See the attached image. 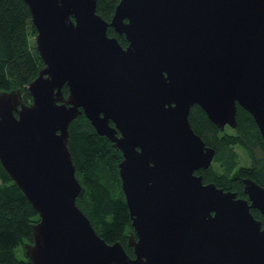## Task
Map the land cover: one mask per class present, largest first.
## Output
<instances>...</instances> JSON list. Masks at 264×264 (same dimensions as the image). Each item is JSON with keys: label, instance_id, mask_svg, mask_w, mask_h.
I'll use <instances>...</instances> for the list:
<instances>
[{"label": "water", "instance_id": "water-1", "mask_svg": "<svg viewBox=\"0 0 264 264\" xmlns=\"http://www.w3.org/2000/svg\"><path fill=\"white\" fill-rule=\"evenodd\" d=\"M23 1L44 67L29 104L19 89L0 91V164L39 217L24 246L31 264H264L249 212L264 218V187L243 180L248 205L204 184L195 173L215 151L188 119L198 105L235 128L239 105L264 141V0H118L110 21L96 0ZM81 114L122 155L133 258L76 206L68 129Z\"/></svg>", "mask_w": 264, "mask_h": 264}, {"label": "trees", "instance_id": "trees-1", "mask_svg": "<svg viewBox=\"0 0 264 264\" xmlns=\"http://www.w3.org/2000/svg\"><path fill=\"white\" fill-rule=\"evenodd\" d=\"M96 12L110 21L118 0H96ZM107 34L121 45L126 43L111 27ZM36 29L23 0H0V91L19 89L25 103L31 102L28 83L44 67L35 45ZM63 95L68 88L62 87ZM194 132L207 147L215 151L207 170L196 172L203 183H213L238 198H245L243 180L251 179L264 187V141L252 115L237 105L235 128L223 130L213 124L198 106L188 115ZM229 129V130H228ZM69 151L75 176L81 185L76 206L90 221L98 236L107 244L120 243L133 258L127 239L132 232L131 219L121 190L118 165L120 151L105 136L99 135L81 114L69 124ZM236 148L249 160L239 165ZM38 214L0 164V264H31L25 255V244L33 242L32 226Z\"/></svg>", "mask_w": 264, "mask_h": 264}, {"label": "flooded vegetation", "instance_id": "flooded-vegetation-1", "mask_svg": "<svg viewBox=\"0 0 264 264\" xmlns=\"http://www.w3.org/2000/svg\"><path fill=\"white\" fill-rule=\"evenodd\" d=\"M127 44H128V42L126 41V43H125L124 45H122V46H123V47H126ZM110 124L113 125L112 122H110ZM232 129H233V128H232ZM116 135L119 136L120 133L117 132ZM241 199H245V200L247 201L248 205H250V201L248 200L247 197H245V198H241ZM249 212H250V214L253 216V218H254L255 220L261 222V230H264V218H263V216L260 214V212H259L258 210H256V209H253V208H250V209H249Z\"/></svg>", "mask_w": 264, "mask_h": 264}, {"label": "rangeland", "instance_id": "rangeland-1", "mask_svg": "<svg viewBox=\"0 0 264 264\" xmlns=\"http://www.w3.org/2000/svg\"><path fill=\"white\" fill-rule=\"evenodd\" d=\"M236 152H237V154L239 156V165L240 166H248L249 165V160L246 157L245 153L243 151H241L240 149H238V148H236Z\"/></svg>", "mask_w": 264, "mask_h": 264}]
</instances>
